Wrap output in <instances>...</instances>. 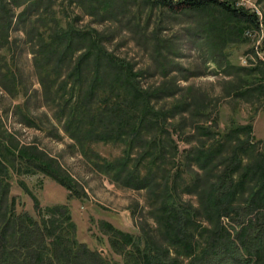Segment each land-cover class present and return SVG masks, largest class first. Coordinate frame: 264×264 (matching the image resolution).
<instances>
[{
	"label": "trees",
	"instance_id": "16d2710c",
	"mask_svg": "<svg viewBox=\"0 0 264 264\" xmlns=\"http://www.w3.org/2000/svg\"><path fill=\"white\" fill-rule=\"evenodd\" d=\"M12 1L23 9L20 24L38 21L30 19L36 14L31 8L43 0ZM146 2L172 15L218 13L243 37L260 24L255 14L228 0ZM9 3L0 0V12L7 13ZM55 30L33 54L45 104L63 121L64 133L95 172L120 188L144 191L153 223L139 235L104 224L111 252L123 264H264V143L254 140L251 123L226 130L196 127L199 138H178L181 149L173 138L176 114L156 104L160 92L142 89L133 70L101 48L92 31ZM62 41L66 45L61 49ZM259 50L264 54V42ZM216 57L227 62L223 54ZM102 62L116 73L111 79L98 74ZM245 70L236 85L240 98L264 90L262 69ZM4 78L16 86L10 70ZM101 144L121 151L105 158L95 148ZM14 174L49 177L69 192L68 199L74 192L53 162L10 142L1 145L0 264H110L78 240L67 204L40 210L33 199L35 217L17 212L10 195ZM224 220L232 224L230 230Z\"/></svg>",
	"mask_w": 264,
	"mask_h": 264
},
{
	"label": "rangeland",
	"instance_id": "374dc122",
	"mask_svg": "<svg viewBox=\"0 0 264 264\" xmlns=\"http://www.w3.org/2000/svg\"><path fill=\"white\" fill-rule=\"evenodd\" d=\"M9 1L7 13L0 12V146L10 142L28 154L53 162L74 188L73 198L68 199L69 192L49 177L14 174L10 195L16 200L17 212L33 217L37 215L33 199L40 210L67 204L78 240L110 264L123 261L111 252L104 224L139 235L153 223L144 191L120 188L95 172L64 133L63 121H58L54 109L45 104L33 54L52 38L55 29L92 31L101 48L133 70L142 89L160 92L156 104L172 108L176 114L173 138L181 149L184 145L178 138H199L196 127L200 126L226 130L251 123L254 140L264 143V90L261 95L236 96L241 91L236 88L238 80L246 74L243 69L256 67L264 72L261 45L255 49L260 38L256 30H246L243 37L235 28H228L227 18L218 13L172 15L152 8L146 0H43L31 8L36 14L30 19L38 17V21L22 25V7ZM228 1L235 5L238 0ZM250 2L259 8L264 25V0ZM41 13L43 20H39ZM54 15L60 18L59 24ZM247 31L250 36L245 35ZM65 42H60L61 49ZM222 54L227 62L216 57ZM8 70L17 79L15 87L4 78ZM98 74L111 79L116 73L102 62ZM95 148L105 158L116 157L121 151L112 145ZM224 223L230 230L232 224Z\"/></svg>",
	"mask_w": 264,
	"mask_h": 264
},
{
	"label": "built area",
	"instance_id": "2783aa9c",
	"mask_svg": "<svg viewBox=\"0 0 264 264\" xmlns=\"http://www.w3.org/2000/svg\"><path fill=\"white\" fill-rule=\"evenodd\" d=\"M235 6L237 8H243L245 10H248L252 14H255L258 17V19L260 21L259 28L256 31H254L256 34L260 33V36H259L260 38H259V41L257 42V46L255 48V49H257V47L259 45L262 46V44L264 42V25H263V23H261V21H262V14H261L259 8L257 7V5L255 3L250 2V0H238L236 2ZM245 35L246 36H250L251 34H250V32L247 31ZM260 41H261V43H260Z\"/></svg>",
	"mask_w": 264,
	"mask_h": 264
}]
</instances>
